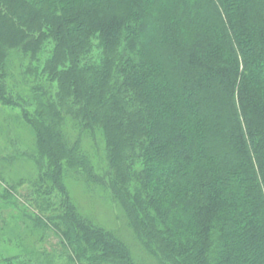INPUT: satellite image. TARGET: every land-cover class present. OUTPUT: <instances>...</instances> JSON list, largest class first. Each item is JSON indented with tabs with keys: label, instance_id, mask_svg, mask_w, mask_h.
<instances>
[{
	"label": "trees",
	"instance_id": "1",
	"mask_svg": "<svg viewBox=\"0 0 264 264\" xmlns=\"http://www.w3.org/2000/svg\"><path fill=\"white\" fill-rule=\"evenodd\" d=\"M0 132L8 242L264 264V0H0Z\"/></svg>",
	"mask_w": 264,
	"mask_h": 264
},
{
	"label": "rangeland",
	"instance_id": "2",
	"mask_svg": "<svg viewBox=\"0 0 264 264\" xmlns=\"http://www.w3.org/2000/svg\"><path fill=\"white\" fill-rule=\"evenodd\" d=\"M5 115V113H4ZM11 118L9 119V126L11 127L10 130L12 131V121H10ZM6 133H2L0 132V144L3 143L4 141H2L5 138ZM26 137V136H25ZM27 138V137H26ZM22 139H25L24 137ZM26 143V141H25ZM4 150H6V148H4ZM7 153L10 151L11 149L7 148ZM29 165L26 163H20L18 165H15L14 167L8 169V172H10V174L12 173L13 175H20V176H25L29 170L30 167H28ZM4 171L6 170V168L3 169ZM15 173V174H14ZM11 174V175H12ZM73 190L76 194V198H77V202L86 210H94L97 213V215L101 216L102 220L107 221V223H112L114 221V214L112 212H110V210L107 209V207L103 206H98L95 203V200L91 199V197L89 195L86 194V192L83 190L82 187L80 186H74ZM100 203V202H99ZM102 203V202H101ZM2 204L0 203V206ZM11 214L16 215L17 216V212L16 211H12ZM113 219V220H112ZM12 226V224H11ZM12 228V227H11ZM123 230L125 232H123V236L129 241V243L132 244V242L130 241V236L128 235V232L124 229ZM13 233V231H12ZM7 238H3L2 236H0V259L1 258H5V257H11V258H15L14 260V264H19L18 261L21 262H27L26 264H66V260L61 259V258H57L55 256L52 255H43L42 253L45 252V249L49 252V244H36L35 247L31 246L32 244H24V245H19L16 242L12 241L11 243L8 242V240H6ZM135 249H137L135 247ZM136 251V255H140V253H138V250ZM46 253V252H45ZM49 256V257H48Z\"/></svg>",
	"mask_w": 264,
	"mask_h": 264
}]
</instances>
